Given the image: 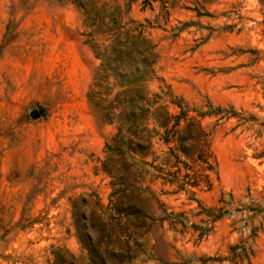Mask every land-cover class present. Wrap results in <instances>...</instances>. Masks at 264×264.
<instances>
[{"label": "rangeland", "instance_id": "obj_1", "mask_svg": "<svg viewBox=\"0 0 264 264\" xmlns=\"http://www.w3.org/2000/svg\"><path fill=\"white\" fill-rule=\"evenodd\" d=\"M81 2L0 0V264H264V0Z\"/></svg>", "mask_w": 264, "mask_h": 264}, {"label": "trees", "instance_id": "obj_2", "mask_svg": "<svg viewBox=\"0 0 264 264\" xmlns=\"http://www.w3.org/2000/svg\"><path fill=\"white\" fill-rule=\"evenodd\" d=\"M74 1H75L76 4L82 6L81 0H74ZM133 1H135V0H124V5L126 6V8H128L129 4H131V2H133ZM149 1L150 0H144L145 3L149 2ZM115 8H116V10H120L121 5H119L116 2ZM119 34L115 33L114 34L115 37L111 40L110 44L107 45V47L109 48V53L107 55L106 54H102L101 58L103 60V64L104 63L106 64V62H110V61H112V62L113 61H118L119 62V61L122 60V56L123 55L127 56V58H130L132 52L136 53L138 56L144 55L142 57V61L143 62H147V56L146 55H148V54H146L145 51L137 50V48H134V47L132 48V46H134V43L131 42L130 39H129V38H135L138 35L137 36H128V33H125L127 35L125 40L124 41H120ZM118 46H123V50H120L118 48ZM182 114L183 113L181 112L180 115H178V116H170V118H174V120H175L174 127H176L179 124V119H181V115ZM123 118L128 123L127 124L128 125L127 131H129V134L131 133L133 135V140L131 141L132 142V144H131L132 146H131L130 149L133 150L134 152H138V153L141 154V150L145 146L144 143L145 142H149V137L148 136H144V134H143V132L147 133V128L142 127L140 129H138L139 125L136 122L139 119H142L143 116H141L140 114H135V113H133V111H129V112H127L125 114V116H123ZM166 119L163 122H161V125H163V126L167 125V120ZM132 129H134V130H132ZM118 132H119V134L121 133L120 127L118 129ZM119 138H122V135H120ZM121 144H123V143L121 142ZM209 158H210V153L206 152L204 154V158H203L204 160L202 161V162H204L206 164V166H205L206 169H210L211 168L210 163H209ZM164 161H166V160H164ZM166 163L167 162H165L163 164L165 165ZM158 168L159 169H163V167H161V166H159ZM198 183L199 182L196 180V182H193V185H196ZM127 186H129V185H127ZM140 223L143 225L144 224L143 220L140 221Z\"/></svg>", "mask_w": 264, "mask_h": 264}, {"label": "water", "instance_id": "obj_3", "mask_svg": "<svg viewBox=\"0 0 264 264\" xmlns=\"http://www.w3.org/2000/svg\"><path fill=\"white\" fill-rule=\"evenodd\" d=\"M37 115V111H33L32 112V116L34 117V116H36Z\"/></svg>", "mask_w": 264, "mask_h": 264}]
</instances>
